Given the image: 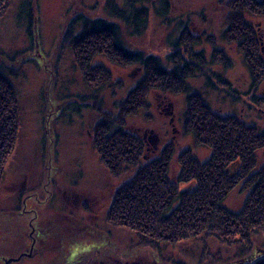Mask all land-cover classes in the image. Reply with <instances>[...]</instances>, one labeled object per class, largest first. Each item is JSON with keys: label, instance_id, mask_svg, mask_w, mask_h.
<instances>
[{"label": "rangeland", "instance_id": "obj_1", "mask_svg": "<svg viewBox=\"0 0 264 264\" xmlns=\"http://www.w3.org/2000/svg\"><path fill=\"white\" fill-rule=\"evenodd\" d=\"M165 1L166 7L162 0L146 4L149 19L146 24L141 23L139 31L117 21L128 50L153 55L165 62L182 31L188 28L194 36L203 35V42L195 50L205 51L208 61L213 48L206 41L207 36H212L217 48L230 59L227 68L209 64L206 72L189 80L186 93L152 90L149 108L127 119L126 130L146 144L144 162L158 157L168 144L173 145L169 178L176 181L181 152L191 149L202 162L211 157L209 148L198 146L194 136L184 132L188 94H201L214 112L237 116L262 132L264 103L253 98L251 72L237 44L222 37L227 28V10L220 0ZM118 3L121 7L126 5L124 0ZM80 16L82 20L116 21L109 16L105 0H11L9 10L0 19V72L16 89L21 119L20 138L7 165L0 195V257L17 256L29 250L28 223L35 217V225L50 235L49 247L44 250L47 253L13 264H74L78 257H73V253L93 254L99 247L102 250L98 258L106 260L110 256L112 261L128 264H238L240 250L217 239L199 238L156 251L140 248L134 234L107 222L115 192L132 174L114 178L100 162L87 134V129L93 131L97 123L94 111L83 109L78 116L72 111L58 119H53L51 112L61 104L68 107L75 98L82 103L84 95L90 93L102 96L103 109L115 113L118 103L135 88L142 69L138 65L119 66L97 56L93 65L106 67L113 81L122 82L123 87L91 92L75 65L73 53L61 44L65 26ZM246 19L260 36L264 60V18L246 15ZM81 28L82 22H78L75 32L79 33ZM256 96L264 98V80ZM258 160L260 165L264 164V150L258 152ZM238 167L234 165L230 172L235 174ZM58 187L62 191L58 192ZM195 187V183L181 185L183 191ZM33 193L28 203L32 199L36 202L35 211L23 217L17 215L14 211L19 205V195ZM248 194L240 184L222 205L237 213ZM63 200L72 205L74 213ZM31 208L29 205L27 211ZM253 242L254 252L260 253L262 250L257 249H264V233L255 236ZM40 250L39 247L37 251Z\"/></svg>", "mask_w": 264, "mask_h": 264}, {"label": "trees", "instance_id": "obj_2", "mask_svg": "<svg viewBox=\"0 0 264 264\" xmlns=\"http://www.w3.org/2000/svg\"><path fill=\"white\" fill-rule=\"evenodd\" d=\"M105 0L109 16L116 21L88 20L82 16L72 19L62 36V47H68L76 67L83 75L88 89L100 92L118 90L122 82L113 81L112 73L104 66H94L97 56L111 63L130 67L138 65L142 74L135 88L117 105V111L105 112L93 129V148L110 175L120 178L132 174L114 194L106 220L114 228L134 234L140 248L161 251L202 238L217 239L221 244L236 246L241 252L238 264H264V249L255 253L253 238L264 233V164L260 165L258 152L264 150V132L246 124L237 116H222L214 112L199 93L187 95L183 115L186 134L194 136L198 146L211 150L206 162L200 161L191 149L178 157L180 173L176 181L169 178L174 147L168 144L160 155L144 162L146 144L126 130L127 119L149 108L152 90L181 94L189 89L188 82L208 68L209 64L230 66V59L217 48L212 36L206 41L212 46V58L205 51H196L203 35L194 36L185 28L174 50L164 62L159 57L132 52L123 43L120 24L139 31L146 24L152 0ZM164 6L168 4L165 0ZM227 10V28L223 39L237 44L244 55L252 76L253 98L260 104L264 98L256 93L264 80V60L261 39L246 15L264 18V0H220ZM11 0H0V19L9 10ZM82 28L76 33V25ZM21 119L15 87L0 72V195L6 178L7 165L20 138ZM239 165L235 174L230 172ZM196 184L192 191H183L181 185ZM242 184L249 194L237 213L222 203ZM99 247L93 254L82 253L74 264H128L101 259ZM257 251V252H258ZM121 260V259H120ZM118 262V263H117Z\"/></svg>", "mask_w": 264, "mask_h": 264}, {"label": "flooded vegetation", "instance_id": "obj_3", "mask_svg": "<svg viewBox=\"0 0 264 264\" xmlns=\"http://www.w3.org/2000/svg\"><path fill=\"white\" fill-rule=\"evenodd\" d=\"M68 104L69 106L66 108L63 106V104L56 106V111L53 110V112H51V115H53V119H56V118L58 119L59 117L63 116L62 114H65V113H68L70 115V112L72 111L76 112L78 116L83 109H89L96 113V116H97V123L95 124L96 126L101 121L103 113L106 112L105 109H103L104 98L100 95H95V94L92 95L89 93L87 94V96L84 95L82 103H79V101H77V99L75 98L73 99L72 102H69ZM115 108H118V107H115ZM87 134L91 138V142H92L93 137H94L93 131H91L90 129H87ZM61 189L62 187H58V192L62 191ZM45 190H47L46 186H45ZM34 195H35L34 193L28 196H23V194L19 195L20 196L18 199L19 205L16 206L14 212L17 215L23 217L25 214H28L31 211H35L36 202H34V200L32 199V202L28 203V199ZM35 197L38 198V195H36ZM74 198L78 199V195L74 194ZM63 201L68 206V208L71 210V212L74 213L73 209L70 208L72 207V205L65 200ZM39 203H42V202L39 201ZM29 205H31L32 208L29 211H27ZM79 218L81 219L82 217H79ZM34 219L35 217H31L28 223L29 224L28 237L30 239L29 250L20 252L17 256L0 257L1 264H13L14 262H21V260H23L24 258L30 259V258L36 257L39 254L47 253V251L45 252L44 250H47V248L49 247L50 235L47 234L46 231L41 226H36ZM81 220H83V218ZM39 247L41 248V250L37 251ZM82 253H88V252H76V254L73 253L72 256L78 257Z\"/></svg>", "mask_w": 264, "mask_h": 264}]
</instances>
